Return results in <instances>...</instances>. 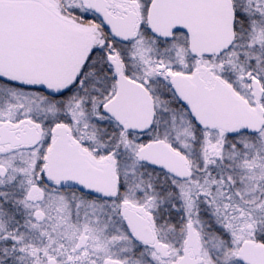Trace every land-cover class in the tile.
<instances>
[{
	"label": "snow or ice",
	"instance_id": "snow-or-ice-1",
	"mask_svg": "<svg viewBox=\"0 0 264 264\" xmlns=\"http://www.w3.org/2000/svg\"><path fill=\"white\" fill-rule=\"evenodd\" d=\"M0 264H264V0H0Z\"/></svg>",
	"mask_w": 264,
	"mask_h": 264
}]
</instances>
